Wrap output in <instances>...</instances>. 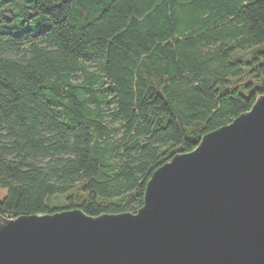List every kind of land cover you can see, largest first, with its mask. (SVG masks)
<instances>
[{"label":"trees","instance_id":"16d2710c","mask_svg":"<svg viewBox=\"0 0 264 264\" xmlns=\"http://www.w3.org/2000/svg\"><path fill=\"white\" fill-rule=\"evenodd\" d=\"M258 45L264 0H0V218L136 213L264 94Z\"/></svg>","mask_w":264,"mask_h":264},{"label":"water","instance_id":"95a60500","mask_svg":"<svg viewBox=\"0 0 264 264\" xmlns=\"http://www.w3.org/2000/svg\"><path fill=\"white\" fill-rule=\"evenodd\" d=\"M0 264H264V94L156 169L136 213L1 217Z\"/></svg>","mask_w":264,"mask_h":264},{"label":"rangeland","instance_id":"374dc122","mask_svg":"<svg viewBox=\"0 0 264 264\" xmlns=\"http://www.w3.org/2000/svg\"><path fill=\"white\" fill-rule=\"evenodd\" d=\"M4 16H10L11 14L8 12L4 13ZM25 17L23 15H20L19 13L17 14V17L15 19L16 21V25L15 26H19V24L21 23V20H23ZM42 19L36 18L35 21H33V24H23L22 25V31H28L30 30L32 33H39L42 32L44 30H46L47 28L50 27V22H46V21H41ZM256 49H264V45H258L255 47ZM247 79H245L246 81ZM7 194V189L5 187L0 186V200H2Z\"/></svg>","mask_w":264,"mask_h":264}]
</instances>
